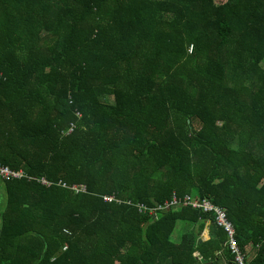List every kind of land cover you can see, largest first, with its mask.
I'll return each instance as SVG.
<instances>
[{
  "label": "trees",
  "instance_id": "obj_1",
  "mask_svg": "<svg viewBox=\"0 0 264 264\" xmlns=\"http://www.w3.org/2000/svg\"><path fill=\"white\" fill-rule=\"evenodd\" d=\"M0 165V264H264V0H0Z\"/></svg>",
  "mask_w": 264,
  "mask_h": 264
},
{
  "label": "built area",
  "instance_id": "obj_2",
  "mask_svg": "<svg viewBox=\"0 0 264 264\" xmlns=\"http://www.w3.org/2000/svg\"><path fill=\"white\" fill-rule=\"evenodd\" d=\"M0 176L6 180H11L15 178H21L23 176L22 171H13L9 169L7 166L0 165ZM47 183V182H45ZM65 187H68L67 184H64ZM73 190L76 192L85 191V187L73 186ZM106 200L113 201L116 200L114 196L106 197ZM184 205H190L194 208H197L205 213H211L215 224L222 228L226 233V245L229 247L228 250L233 256L235 264H248L247 255L242 250L239 245V242L236 240V231L233 225V222L228 218L227 211L225 207L215 204L211 200L204 198L201 199L199 196L195 194L186 195L183 198L177 197L175 194L172 196V199L165 203L164 207H181ZM140 210H146V206L138 205ZM162 207V206H159ZM156 208H151L149 211H154Z\"/></svg>",
  "mask_w": 264,
  "mask_h": 264
},
{
  "label": "rangeland",
  "instance_id": "obj_3",
  "mask_svg": "<svg viewBox=\"0 0 264 264\" xmlns=\"http://www.w3.org/2000/svg\"><path fill=\"white\" fill-rule=\"evenodd\" d=\"M217 1H220V2H222V1H224V0H217ZM10 169V168H9ZM5 204H6V200H5V202H4V204H0V207L2 208V207H5ZM173 208H175V207H173ZM155 211L156 210H154V211H149V213H151V214H154L155 215ZM184 224H185V222H182V221H180V222H178V225H177V228H176V230H175V232H174V234H173V237H172V239H173V241H176L178 238H179V236L181 235V233L185 230V226H184ZM182 226V228H181V230H180V227ZM183 227H184V229H183ZM206 230V229H205ZM205 230L203 231V233L205 232ZM203 233L201 234V236L199 237V238H201V237H203ZM205 241V240H204ZM203 242V241H202ZM227 246V245H226ZM227 248H229L228 246H227ZM231 254V253H230ZM232 255V254H231ZM198 256H199V254H198ZM233 257V256H232ZM233 262H234V264H235V261H234V259H233Z\"/></svg>",
  "mask_w": 264,
  "mask_h": 264
},
{
  "label": "water",
  "instance_id": "obj_4",
  "mask_svg": "<svg viewBox=\"0 0 264 264\" xmlns=\"http://www.w3.org/2000/svg\"><path fill=\"white\" fill-rule=\"evenodd\" d=\"M209 227V222H207V225ZM209 239V236H208V230H206L204 233H203V237L199 238L198 239V243H201L202 241L204 240H207ZM207 264H217V263H207Z\"/></svg>",
  "mask_w": 264,
  "mask_h": 264
},
{
  "label": "crops",
  "instance_id": "obj_5",
  "mask_svg": "<svg viewBox=\"0 0 264 264\" xmlns=\"http://www.w3.org/2000/svg\"><path fill=\"white\" fill-rule=\"evenodd\" d=\"M181 228H182V226L180 227V230H181ZM183 229H184V227H183ZM206 230H208V236H209V238H210V225H209V227L208 226H206V228H205ZM205 230V231H206ZM185 231V230H184ZM250 251H252V252H250V254H252V256H253V248H250ZM251 256V255H250Z\"/></svg>",
  "mask_w": 264,
  "mask_h": 264
}]
</instances>
